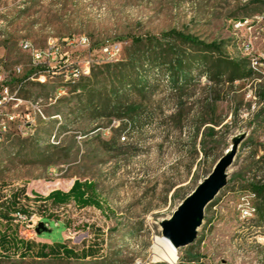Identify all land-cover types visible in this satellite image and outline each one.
Listing matches in <instances>:
<instances>
[{
  "label": "rangeland",
  "instance_id": "1",
  "mask_svg": "<svg viewBox=\"0 0 264 264\" xmlns=\"http://www.w3.org/2000/svg\"><path fill=\"white\" fill-rule=\"evenodd\" d=\"M263 14L264 0H0V54L10 70L23 65L21 79L31 75L20 89L31 100V136L0 145V204L24 188L30 200L22 197L20 206L35 215L31 221L19 217L21 235L38 242L64 238L79 254L12 256L0 264H171L154 255L155 239L164 237L161 222L239 135L244 138L226 186L206 208L195 241L177 249L175 264H264V198L250 189L256 177L264 182V20L255 18ZM246 18L249 24L234 23ZM171 29L221 43L225 56L245 59L251 76L210 80L201 74L204 68L194 67L192 83L175 89L165 66L147 63L146 93L125 97L138 111L121 118L116 103L105 106V64L125 61L134 37L146 41ZM82 36L89 46L70 43ZM23 38L39 48L60 44L67 56L37 67L19 47ZM252 43L257 68L247 53ZM108 44L120 45L114 61L102 51ZM87 65L89 75L68 79L72 68ZM209 119L219 124H203ZM75 180L95 184L100 207L71 202L48 210L35 204L36 195L68 191ZM246 205L256 211L242 221ZM42 214L61 226L51 222L37 234ZM88 246L98 251L83 258Z\"/></svg>",
  "mask_w": 264,
  "mask_h": 264
},
{
  "label": "trees",
  "instance_id": "2",
  "mask_svg": "<svg viewBox=\"0 0 264 264\" xmlns=\"http://www.w3.org/2000/svg\"><path fill=\"white\" fill-rule=\"evenodd\" d=\"M259 0H251L254 3ZM143 47L142 49H140ZM212 54V55H211ZM157 64L166 67L167 75L173 88L183 89L193 81V68H204L201 74L208 76L210 80L228 77V81L251 76L252 71L247 69L245 59H233L224 55L222 44L217 41L205 42L190 33H185L176 29H171L162 33L160 36L146 38L134 37L129 53L125 61L108 62L104 66L102 75L109 82V88L105 89L107 93L105 106L111 102L116 103L118 110H123L119 116L121 118H134L138 108L129 106L125 103L127 94L138 91L140 94L146 93L148 89V72L144 64ZM94 75V73H93ZM89 76H84L88 78ZM79 89V88H76ZM92 95L86 97L87 102H92ZM264 99V96L262 97ZM219 124L213 119L204 120L203 124ZM209 132L214 133L212 126H207ZM250 189L257 192L260 198H264V185L258 182H251ZM23 198L30 200L26 190L20 189L11 195V200L6 204H0V258L26 257L35 258H73L79 254L68 246L62 239L61 242H38L21 235L19 223L23 222L19 217L24 216L30 219L35 215L28 212L24 206H20ZM20 201V202H19ZM38 208L59 207L74 202L79 207L98 206V194L95 184L91 181L75 180L68 191L53 190L47 196H38L34 198ZM41 222L49 226L54 222L56 226H61L59 221L53 220L48 215H40ZM64 227V226H63ZM65 228V227H64ZM36 230V228H35ZM46 230V231H48ZM44 232L41 231L40 234ZM96 246H88L82 250L83 258L94 256Z\"/></svg>",
  "mask_w": 264,
  "mask_h": 264
},
{
  "label": "built area",
  "instance_id": "3",
  "mask_svg": "<svg viewBox=\"0 0 264 264\" xmlns=\"http://www.w3.org/2000/svg\"><path fill=\"white\" fill-rule=\"evenodd\" d=\"M251 0H249L250 2ZM257 22L264 20V14L262 16L255 17ZM252 19H240L234 20L235 24H239V21H246L249 24ZM70 43H77L78 45L89 46L90 41L86 36H82L78 39L72 38ZM20 49L32 58L33 64L37 67H49L52 62H61L67 56V52L63 50V47L57 43H51L46 48H39L27 38H23L19 42ZM102 51L108 55L109 60H116V55L121 52L119 44H108L102 48ZM252 46L247 48V53L250 57L255 58V67L259 65V59L252 54ZM23 65L17 64L10 70L7 67L6 60L0 54V145L9 142L14 137H30L31 136V100L26 99L20 95V89L24 82L30 78L29 75L26 79H21L23 73ZM89 65L85 67H74L70 70L68 79L75 80L80 75H89ZM252 182H258L260 185H264L261 182V177H256V180ZM256 196H259L256 192ZM254 215L249 214L247 211L239 212L240 220L244 221L250 219ZM22 217V216H21ZM27 219L26 217H24ZM31 221V218L28 219ZM48 226V225H47ZM264 242V238H259Z\"/></svg>",
  "mask_w": 264,
  "mask_h": 264
},
{
  "label": "water",
  "instance_id": "4",
  "mask_svg": "<svg viewBox=\"0 0 264 264\" xmlns=\"http://www.w3.org/2000/svg\"><path fill=\"white\" fill-rule=\"evenodd\" d=\"M243 138V135L234 138L232 147L217 161L213 171L182 201L169 219L161 222L163 236L169 239L176 249L189 246L195 241L206 208L226 186L227 170ZM46 230L48 228L44 222L38 223L37 234Z\"/></svg>",
  "mask_w": 264,
  "mask_h": 264
},
{
  "label": "bare ground",
  "instance_id": "5",
  "mask_svg": "<svg viewBox=\"0 0 264 264\" xmlns=\"http://www.w3.org/2000/svg\"><path fill=\"white\" fill-rule=\"evenodd\" d=\"M252 195L256 197V192H254ZM243 211L254 213L256 211V208L255 206L253 207L250 205H246V207L243 208ZM154 255L157 261L163 260L171 264H175L178 258L177 249L172 244V242L165 237H157L155 239Z\"/></svg>",
  "mask_w": 264,
  "mask_h": 264
},
{
  "label": "crops",
  "instance_id": "6",
  "mask_svg": "<svg viewBox=\"0 0 264 264\" xmlns=\"http://www.w3.org/2000/svg\"><path fill=\"white\" fill-rule=\"evenodd\" d=\"M43 242H48V243H50V241H47V240H42Z\"/></svg>",
  "mask_w": 264,
  "mask_h": 264
}]
</instances>
